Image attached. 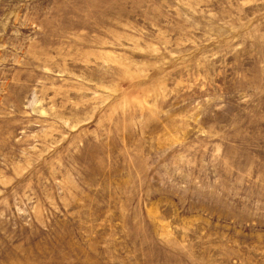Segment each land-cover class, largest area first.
I'll return each instance as SVG.
<instances>
[{"label": "rangeland", "instance_id": "1", "mask_svg": "<svg viewBox=\"0 0 264 264\" xmlns=\"http://www.w3.org/2000/svg\"><path fill=\"white\" fill-rule=\"evenodd\" d=\"M0 264H264V0H0Z\"/></svg>", "mask_w": 264, "mask_h": 264}]
</instances>
